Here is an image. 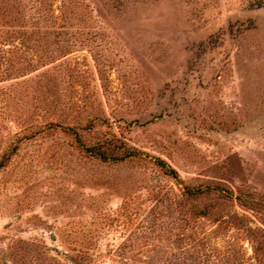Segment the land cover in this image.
Wrapping results in <instances>:
<instances>
[{
  "label": "rangeland",
  "instance_id": "rangeland-1",
  "mask_svg": "<svg viewBox=\"0 0 264 264\" xmlns=\"http://www.w3.org/2000/svg\"><path fill=\"white\" fill-rule=\"evenodd\" d=\"M22 134L0 264H264V0H0V154Z\"/></svg>",
  "mask_w": 264,
  "mask_h": 264
},
{
  "label": "trees",
  "instance_id": "trees-1",
  "mask_svg": "<svg viewBox=\"0 0 264 264\" xmlns=\"http://www.w3.org/2000/svg\"><path fill=\"white\" fill-rule=\"evenodd\" d=\"M50 123L47 124L45 127L48 128ZM68 132H71L74 135V139L77 145L85 155L94 157L95 159L101 161H109V160H123L126 157L136 155L134 150H131L125 144L119 145L117 142H111L108 140H95V141H88L81 131H78L74 126L70 125L67 127ZM25 135H21L17 137L15 140L9 142L6 145V148L0 154V167L5 165L11 159L12 155L17 152L19 147V141L25 138ZM124 143V142H123ZM156 163L164 169V171L171 176L177 178L178 172L177 170L166 163L162 158H157ZM210 187H197L193 188L189 185L184 186L185 193L192 198H196L207 191H209ZM211 204H203L201 207L198 208V213L200 214H207L209 212Z\"/></svg>",
  "mask_w": 264,
  "mask_h": 264
}]
</instances>
